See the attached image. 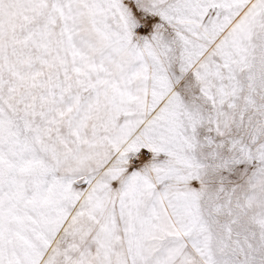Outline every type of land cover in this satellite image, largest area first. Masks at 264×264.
I'll return each instance as SVG.
<instances>
[{
	"label": "snow or ice",
	"instance_id": "1",
	"mask_svg": "<svg viewBox=\"0 0 264 264\" xmlns=\"http://www.w3.org/2000/svg\"><path fill=\"white\" fill-rule=\"evenodd\" d=\"M0 264H264V0H0Z\"/></svg>",
	"mask_w": 264,
	"mask_h": 264
}]
</instances>
